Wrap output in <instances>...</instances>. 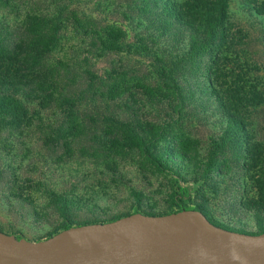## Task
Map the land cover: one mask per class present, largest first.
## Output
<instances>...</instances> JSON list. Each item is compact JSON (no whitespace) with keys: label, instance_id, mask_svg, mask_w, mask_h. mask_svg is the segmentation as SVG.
I'll list each match as a JSON object with an SVG mask.
<instances>
[{"label":"rangeland","instance_id":"1","mask_svg":"<svg viewBox=\"0 0 264 264\" xmlns=\"http://www.w3.org/2000/svg\"><path fill=\"white\" fill-rule=\"evenodd\" d=\"M171 1L79 0L75 8L76 0H0V26L22 28L29 10L64 21L48 64L71 58L72 69L95 64L99 74L110 63L114 66L107 85L113 101H105L101 90L95 102L82 97L75 120L53 109L33 112L39 117L28 123L2 124L1 231L36 242L67 227L133 213L170 214L179 199L186 207H199L221 227L264 232V0L228 1V24L236 35L230 42L241 44L232 49L247 62L242 94L255 103L227 100L223 107L211 89L196 83L203 74L175 75L173 82L157 74L165 68L174 76L180 65L199 61L185 55L180 64L191 46L189 32L179 29L183 38L174 41L158 15L155 20L149 15L156 6L160 16L177 15ZM77 11L82 22L89 16L100 18L103 28L113 27L115 39L124 30L127 38L116 41L113 53L82 48L72 57L69 49L82 42L71 31L70 15ZM229 58L235 60V54ZM2 73L9 76L7 69ZM178 83L182 92L174 89ZM222 86L234 91L227 77ZM175 99L180 104L166 101Z\"/></svg>","mask_w":264,"mask_h":264},{"label":"trees","instance_id":"2","mask_svg":"<svg viewBox=\"0 0 264 264\" xmlns=\"http://www.w3.org/2000/svg\"><path fill=\"white\" fill-rule=\"evenodd\" d=\"M228 1L183 0L179 4L176 0H172L171 3L178 9V14L174 16L166 15V17L160 16L158 6L150 8L149 15L152 13V20H155L156 15H158L160 18L158 23L162 24L163 30H166L168 37H173L174 41L180 37L183 38L182 33L189 32L191 46L188 52L184 54L183 61L180 64L186 62L184 59L186 56L188 59L193 56L199 57V61L195 62V66L193 64L180 65L181 70L178 68L174 72V76H170L172 70L168 69L167 71L165 68H161L157 74L160 79L171 80L172 82L175 75L203 74L201 78L200 76L197 77L196 83H199L200 86L204 83L206 89H211L215 95H213V99H216L221 107L227 100L229 102L236 101L235 104L240 101H248L250 106H253L255 102L252 100L254 98L250 97V100H244V94H242L246 89L244 84L246 85L247 62H241V57L237 55L235 49H232V46L236 48L241 44L230 42L233 41L236 35L232 34L233 27L230 23L228 24ZM153 2H158V0H153ZM78 5L79 0H76L75 8H78ZM23 15L22 28L18 26L14 28L0 26V72L3 69L9 71V76L3 73L0 75V127L6 121H12L16 124L28 123L33 116L39 117L35 116L36 111L40 114L43 111L53 109L62 110V117L66 115L64 119L75 120L78 118L79 106L83 102L82 97L87 95L91 98V102H95L101 90H105L103 91L105 101L114 100L111 89L109 90L107 86L114 75V66L111 63L110 67H106L101 74L96 72L95 64L82 71H80V68L72 69L71 67L74 68V65H69L71 58L68 61L59 58L52 65L48 64L46 58L58 45L64 21L51 13L43 14L29 10ZM70 17L73 18L72 25L74 28L71 30L73 36L82 39V42L79 41L77 44L76 50L69 49L72 57L82 48H84V51L87 49L90 53L103 52L106 55L113 53L118 50L114 46L116 41L127 38L126 31H121V27H119L121 37L115 39L113 27L103 28L98 24L100 18L89 16L90 20L87 19L86 21L85 19V22H82V17L78 16V11L77 13L72 12ZM179 29L182 31L181 34L180 32L177 33ZM230 54H235V60L229 58ZM84 62L89 66L91 61L85 57ZM228 65H234L235 67L223 74L222 70L224 72ZM145 76L147 77V75ZM226 77L230 80V85L234 88V91L231 89L225 90V87L222 86ZM102 78H105L106 84H103L104 79L101 80ZM185 83L183 82L182 85ZM182 85L178 83L174 89L182 92ZM165 87L164 84L163 88ZM216 87H221L224 91H216ZM143 94L146 98L148 97L147 92L144 91ZM258 94L254 95L260 96ZM166 101L180 104L181 100L179 102L176 99ZM183 193H186L185 190H183ZM176 206L177 210L175 212L182 210H199L202 212L199 207L189 208L184 206L182 200L179 199L176 201ZM15 236L18 239L22 238L18 235Z\"/></svg>","mask_w":264,"mask_h":264},{"label":"water","instance_id":"3","mask_svg":"<svg viewBox=\"0 0 264 264\" xmlns=\"http://www.w3.org/2000/svg\"><path fill=\"white\" fill-rule=\"evenodd\" d=\"M0 264H264V232L223 228L199 210L134 213L36 242L0 230Z\"/></svg>","mask_w":264,"mask_h":264},{"label":"clouds","instance_id":"4","mask_svg":"<svg viewBox=\"0 0 264 264\" xmlns=\"http://www.w3.org/2000/svg\"><path fill=\"white\" fill-rule=\"evenodd\" d=\"M233 259H239V257H237V256L234 255V256H233Z\"/></svg>","mask_w":264,"mask_h":264}]
</instances>
